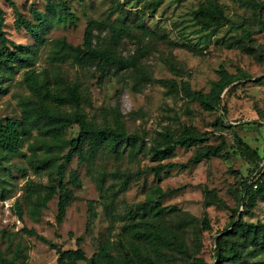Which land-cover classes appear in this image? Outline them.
I'll return each instance as SVG.
<instances>
[{"label": "rangeland", "instance_id": "1", "mask_svg": "<svg viewBox=\"0 0 264 264\" xmlns=\"http://www.w3.org/2000/svg\"><path fill=\"white\" fill-rule=\"evenodd\" d=\"M14 1L31 20H34L32 5L46 12L48 3H53L56 11L61 12L58 2H64L74 13V20L65 24L51 20L43 30L45 43L40 45L26 30L15 27L14 7L8 0H0L8 37L17 43L39 46L34 65L37 70L51 69L49 54L54 38L65 36L75 45L83 44L90 21L95 22V44L111 46L119 54L137 59L136 70L110 68L104 73L97 62L85 57L80 61L67 59L58 64V71L61 81L80 85L81 108L90 121L112 124L116 108L128 131L140 132L146 145L138 144L133 149L123 143L119 154L101 146L96 156L85 163H80L77 156L67 162L65 182L71 170L78 171L80 181L75 187L69 185L73 197L62 222L57 220L59 194L42 207L36 218L30 214L31 204L25 199L29 182L47 185L52 177L48 170L36 171L28 163V141L13 155L0 149V248L4 254L14 258L21 253L16 264H56L57 250L33 232L64 250L77 248V240L82 237L80 246L89 258L95 259L103 246L114 256L121 254L122 244L132 247L135 238L129 225L142 216L130 209L144 201L158 183L150 171L159 162L151 152L150 140L164 128L177 131L188 125L207 133L205 144L225 140L228 147L221 155L188 169L163 173L160 182L163 189L177 190L163 198L162 203L169 209L162 215L178 229L194 257L213 264L215 239L230 221L231 209L239 205L242 182L247 178L264 181V0H259L262 10L235 0H219L230 22L210 30H203L194 17L203 0H160L155 12L147 0ZM125 24L131 29L116 34L115 28ZM245 29L253 30L250 38L243 37ZM220 65L232 74L246 72L250 77L229 85L216 109H206L182 89L173 92L162 84L148 82L142 74L156 79L174 78L180 84L188 82L192 89L209 92L213 81L219 78ZM23 70L17 69L11 77L0 75L2 122L20 118L19 101L31 95L22 82ZM77 131V125L70 127L67 138ZM203 145L177 147L163 162H186ZM116 169H144L145 173L116 195L120 180L100 177L102 171ZM92 204L95 216L91 213ZM243 210L241 205L244 219L264 221V199L260 198L254 208ZM204 218H208L209 227L204 226ZM173 261L181 264L180 255L174 253ZM78 264L117 263L102 259Z\"/></svg>", "mask_w": 264, "mask_h": 264}, {"label": "trees", "instance_id": "2", "mask_svg": "<svg viewBox=\"0 0 264 264\" xmlns=\"http://www.w3.org/2000/svg\"><path fill=\"white\" fill-rule=\"evenodd\" d=\"M8 1L14 7L15 27L26 30L40 45L45 43L43 30L47 28L51 20L55 19L64 24L74 20V13L64 2H58L62 8L61 12L56 11L53 3H48L46 12L32 5L31 12L34 20H31L23 15L14 0ZM235 1L262 10L263 4L259 0ZM147 3L152 12H155L160 0H147ZM144 14L145 12L142 13ZM259 15L257 18L260 21ZM194 17L203 30H210L230 22L219 0L201 1L195 10ZM5 26V14L0 6V75L11 77L17 69H24L22 82L31 95L21 97L19 101L20 118L7 119L5 122L0 120V149L8 155H13L20 151L25 141H28L29 154L26 155L28 163L36 171L48 170L52 177V181L47 185L29 182L25 199L31 204L30 214L36 218L42 212V207H46L48 202L59 194L57 220L62 222L73 197V190L69 185L75 187L80 181L78 171L71 170L69 180L65 182L67 162L77 156L80 163H85L96 156L101 146L108 147L112 152L119 154L121 144H128L134 149L138 144L145 146L146 140L140 132L128 131L121 112L116 108L112 124L100 125L90 121L81 108L83 96L80 85L77 82L61 81L58 64L67 59L80 61L88 57L91 61L97 62L105 73L110 68L118 71L130 68L136 70L138 61L134 57L119 54L111 46L95 44V22L90 21L85 31L83 44L75 45L65 36L54 38L49 54V61L53 64L51 69L37 70L34 65L39 57V46L15 42L8 37ZM142 28L147 31L144 26ZM130 29L131 27L125 24L115 28V33L128 32ZM252 33L253 30L245 29L243 37L250 38ZM142 74L148 82L162 84L170 91L182 89L188 97L197 100L206 109H216L222 102L223 91L229 85L238 79L250 77V74L246 72L232 74L224 65H220L219 78L213 81L209 92H203L192 89L188 82L180 84L174 78L156 79L144 72ZM73 125L78 126V131L74 136L67 138V131ZM34 131H37V134H34ZM150 141L151 152L155 159L159 160L156 165L150 167V171L154 173L158 183L151 188L144 201L134 204L130 209L132 213L142 216L129 225L133 230L134 241L137 243L134 242L132 247L122 244L119 256H114L103 246L100 248L99 258L95 259V257L89 258L85 249L80 246L82 237L77 240V248L64 250L52 240L33 232L57 250L56 264H78L80 261L96 262L102 259L117 264H175L174 253L180 255L181 264H208L202 258L194 257L178 229L164 220L162 214L169 209V206L162 203L163 198L177 189H163L160 182L163 173L175 169L185 170L205 159L219 156L228 145L225 140L218 144H205L207 133L188 125L177 131L164 128ZM201 144L204 145L198 148L186 162H163L175 152L177 147ZM65 149H67L66 152H64ZM144 173V169L104 170L100 177L103 180L106 178L120 180V188L115 191L117 195L126 191L132 181ZM42 188L45 189L44 193ZM260 198L264 199V181L260 178L244 180L240 189L239 205L231 209L230 221L215 239L213 264H264V221H248L244 219L243 212L240 211L241 205L244 206V210L254 208ZM220 203L225 205L223 200ZM19 209L22 215L21 207ZM91 213L93 216L96 215L93 204ZM190 218L196 219L193 216ZM203 224L209 227L208 218L203 219ZM20 255L21 253L14 258H9L0 248V264H16Z\"/></svg>", "mask_w": 264, "mask_h": 264}]
</instances>
